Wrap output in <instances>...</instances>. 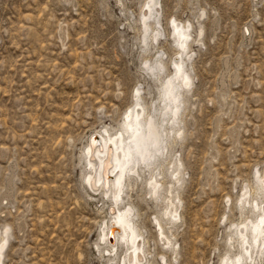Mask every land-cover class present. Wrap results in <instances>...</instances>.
Listing matches in <instances>:
<instances>
[{
	"label": "rangeland",
	"instance_id": "1",
	"mask_svg": "<svg viewBox=\"0 0 264 264\" xmlns=\"http://www.w3.org/2000/svg\"><path fill=\"white\" fill-rule=\"evenodd\" d=\"M151 1L0 0V264L123 263L125 246L107 252L113 204L85 183L84 150L106 129L120 133L138 100L159 121L178 58L190 83L176 125H164L165 160L141 165L118 207L139 232L142 264L243 252L236 231L264 209V0H153L145 20ZM175 23L189 34L183 49ZM174 161L171 224L148 182L173 184Z\"/></svg>",
	"mask_w": 264,
	"mask_h": 264
},
{
	"label": "bare ground",
	"instance_id": "2",
	"mask_svg": "<svg viewBox=\"0 0 264 264\" xmlns=\"http://www.w3.org/2000/svg\"><path fill=\"white\" fill-rule=\"evenodd\" d=\"M154 5L155 2L153 0L151 1V6L147 5L144 19L148 16H152ZM146 28H148V26H146ZM172 28L174 34H176L178 46L181 49L185 48L189 38L186 28L177 23H175ZM154 37L156 38V36ZM178 59H175V66H173L175 70L174 76L168 77L161 84L160 91L163 99V106L161 108L162 112L160 113L159 121L150 115L148 111H145V108L138 100L139 102L137 101L134 108L130 109L128 112L129 114L126 116L123 126L121 125L122 129L120 127L121 131L120 133L118 132L119 134H111L107 129L102 133H98L97 131L96 133L99 134L97 137L99 138L92 137L91 140L89 139L84 150L86 167L88 168L85 183L95 191L100 190L104 197H110L113 204V207L109 208V220L104 226V232H102L108 253H116L115 250L119 245L126 247L122 264H142L144 258L141 259L140 257L142 251L139 243L140 235L132 221L131 213L125 208H119L118 200L123 194L125 183L130 182L131 176L134 175V173L139 176L138 169L141 168V165H144L145 168H151L155 165L159 156L162 157V160H165L163 154L164 151L167 153L166 138L168 132H165L167 130L164 128V125L169 123L175 124L178 120L177 114H180L178 112L181 102L180 92H182L180 90L183 85L186 87L189 86L190 83V77L183 70L184 64L182 61H178ZM154 70L157 76H159L160 70L162 69H158L157 67ZM138 99L141 98L139 97ZM170 164L172 170L169 176L173 180V184L169 183L167 187H163L165 182L160 181L162 178L158 179L159 176L153 174L148 182V188L149 194L153 199L158 200L161 198V203H164V216L169 217L170 223L172 224V218L175 219V221L179 219L175 204L179 196H176L174 186L181 181V171L176 161ZM262 183L264 186V179ZM246 204L248 203L246 202ZM257 204L255 208H253L254 210L259 208V204ZM250 206L251 205H249V207ZM258 218L259 219L256 220L255 223L251 222V224L253 223L252 229H248L247 227V229H245L244 227V229L236 231L237 238L240 240L238 244L241 246L243 252L238 253L233 260L229 259V257H225L227 260L225 263L221 264H242L243 261L247 260H249L248 264L262 263L264 258V209ZM156 222L157 225L160 226L159 221ZM247 232L251 233V239L247 237ZM7 236L6 232L0 240V262L2 251L7 243ZM249 240L251 241L249 242ZM252 248L253 251L250 253L249 249L251 250ZM254 249L256 250L255 252ZM143 252L141 254H143ZM253 252L255 253L254 257H252ZM258 256L262 259H259L257 263Z\"/></svg>",
	"mask_w": 264,
	"mask_h": 264
},
{
	"label": "water",
	"instance_id": "3",
	"mask_svg": "<svg viewBox=\"0 0 264 264\" xmlns=\"http://www.w3.org/2000/svg\"><path fill=\"white\" fill-rule=\"evenodd\" d=\"M92 138V137H91ZM91 138H90V140H91ZM94 141H96V140H94Z\"/></svg>",
	"mask_w": 264,
	"mask_h": 264
}]
</instances>
